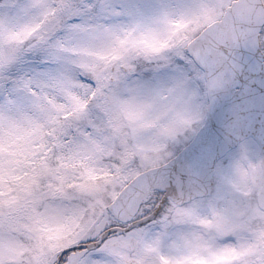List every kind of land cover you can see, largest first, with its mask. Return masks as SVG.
<instances>
[{"label": "snow or ice", "instance_id": "1", "mask_svg": "<svg viewBox=\"0 0 264 264\" xmlns=\"http://www.w3.org/2000/svg\"><path fill=\"white\" fill-rule=\"evenodd\" d=\"M0 264H264V0H0Z\"/></svg>", "mask_w": 264, "mask_h": 264}]
</instances>
